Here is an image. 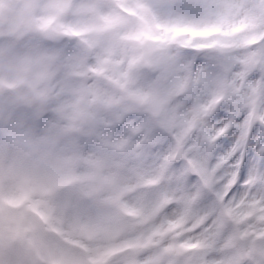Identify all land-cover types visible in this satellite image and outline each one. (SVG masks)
I'll return each mask as SVG.
<instances>
[{"label": "rangeland", "instance_id": "374dc122", "mask_svg": "<svg viewBox=\"0 0 264 264\" xmlns=\"http://www.w3.org/2000/svg\"><path fill=\"white\" fill-rule=\"evenodd\" d=\"M15 2L27 14L39 0ZM47 6L60 33L33 34L26 43L59 63L56 99L36 104L14 128L0 125V264H197L205 244L189 233L203 220L190 226L186 209L169 213L170 200L148 195L156 180L85 156L81 141L98 123H116L129 112L165 128L173 97L205 81L219 102L256 72L261 79L248 107L255 105L259 119L264 0H47ZM147 41L150 67L140 69L136 47ZM191 122H201L195 110ZM250 221L264 222V208L245 205L221 217L230 264L259 252L254 242L264 240V230Z\"/></svg>", "mask_w": 264, "mask_h": 264}, {"label": "snow or ice", "instance_id": "6c2138e0", "mask_svg": "<svg viewBox=\"0 0 264 264\" xmlns=\"http://www.w3.org/2000/svg\"><path fill=\"white\" fill-rule=\"evenodd\" d=\"M202 64L196 61V67ZM261 72L247 77L244 87L215 102L205 81L170 99L169 123L152 127L147 114L129 112L116 123L101 122L81 141L85 156L100 158L129 175L156 180L148 195L170 200L167 211L186 209L189 225L203 220L189 233L205 248L197 264H230L224 249L229 230L221 217L230 209L255 204L264 208V91L257 99L259 119L249 121L251 91ZM195 110L200 123L192 126ZM50 114L42 117L43 125ZM179 146V151H177ZM257 231L264 222H249ZM244 226H242L243 229ZM259 252L242 264H264V240Z\"/></svg>", "mask_w": 264, "mask_h": 264}, {"label": "clouds", "instance_id": "9594fccd", "mask_svg": "<svg viewBox=\"0 0 264 264\" xmlns=\"http://www.w3.org/2000/svg\"><path fill=\"white\" fill-rule=\"evenodd\" d=\"M50 15L47 0H39L27 14L15 0H0V125L5 131L16 127L36 104L56 99L59 63L37 56L26 43L33 34L48 38L60 33ZM78 103L86 106L83 99Z\"/></svg>", "mask_w": 264, "mask_h": 264}, {"label": "bare ground", "instance_id": "6f19581e", "mask_svg": "<svg viewBox=\"0 0 264 264\" xmlns=\"http://www.w3.org/2000/svg\"><path fill=\"white\" fill-rule=\"evenodd\" d=\"M25 259H26L27 263H30V262H31V260H30V261H28V260H29V258L27 257V253H25Z\"/></svg>", "mask_w": 264, "mask_h": 264}, {"label": "trees", "instance_id": "16d2710c", "mask_svg": "<svg viewBox=\"0 0 264 264\" xmlns=\"http://www.w3.org/2000/svg\"><path fill=\"white\" fill-rule=\"evenodd\" d=\"M150 58H151V55H149V54H148V58H147V61H149V60H150Z\"/></svg>", "mask_w": 264, "mask_h": 264}]
</instances>
